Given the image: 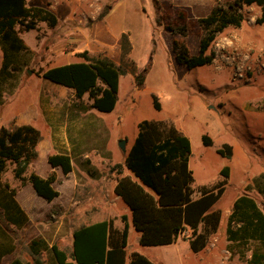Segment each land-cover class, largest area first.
I'll return each instance as SVG.
<instances>
[{
  "label": "rangeland",
  "instance_id": "1",
  "mask_svg": "<svg viewBox=\"0 0 264 264\" xmlns=\"http://www.w3.org/2000/svg\"><path fill=\"white\" fill-rule=\"evenodd\" d=\"M141 1L145 12L139 13V23L134 27L126 19L119 23L130 29L121 47L118 40L104 35L101 22L84 6H76L74 16L60 18L54 28L40 23L38 30L21 34L30 54L22 60L26 63L17 81L7 82L0 128L29 124L40 131V156L30 171L38 175L55 172L53 187L58 197L48 203L36 196L29 183L14 177L15 165L8 163L0 182L15 190V200L31 220L16 227L6 222L0 210V244L13 248L0 264L38 258L28 246L35 237L56 244L69 256L71 234L79 227L111 220L114 228H123L121 217L129 219V213L111 189L119 177L117 165L122 166V175L127 174L124 158L142 120L171 122L189 139L193 198L199 196L201 187L212 188L220 182L224 167H228L229 176L211 209L220 215L219 227L202 251L189 249L188 232L176 239V245L142 247L138 234L130 229L127 254L137 252L154 264H245L248 259L250 252L242 258L239 247L229 249L225 228L232 204L241 195L253 199L264 214V199L253 184V179L264 174V26L255 23L258 9L244 7L241 26L225 29L211 44V63L187 70L175 63L171 44L184 42L195 55L201 34L197 19L167 6H162L157 16L150 0ZM233 1L219 0L224 5ZM62 10L63 15L66 9ZM179 11L186 15L185 22L177 19ZM82 52L89 57L105 56L116 65L114 60L121 61L118 101L109 114L91 109L87 96L76 101L71 91L36 75L39 69L57 63L83 61L77 56ZM1 59L0 51V64ZM139 75H143L141 85L137 83ZM152 95L159 99V111L153 108ZM203 135L211 146L203 145ZM120 140L125 141L124 151L119 148ZM224 144L231 146L229 158L217 153ZM51 153H69L73 172L64 175L59 168L51 169L45 157ZM39 259L50 264L46 253Z\"/></svg>",
  "mask_w": 264,
  "mask_h": 264
},
{
  "label": "trees",
  "instance_id": "2",
  "mask_svg": "<svg viewBox=\"0 0 264 264\" xmlns=\"http://www.w3.org/2000/svg\"><path fill=\"white\" fill-rule=\"evenodd\" d=\"M156 5L160 10L162 6ZM250 6L258 7L259 15L255 23L264 26V0H234L225 5L217 0L208 15L196 20L201 34L195 55L189 53L184 42H172L175 63L187 70L210 64V46L216 36L227 28H239L243 21L241 11ZM176 17L181 22L186 20V15L180 11ZM40 23L54 28L57 18L45 8L28 7L25 0H0V106L7 82L11 79L17 81L26 63L22 60L30 54L21 34L38 30ZM165 28L173 32L169 27ZM77 56L83 61L39 69L36 75L71 91L76 101L87 96L91 101L90 108L98 113L113 112L118 101L120 67L105 56L89 57L86 52ZM142 82L143 75H139L137 83L141 85ZM152 105L156 111L160 110L159 99L155 95H152ZM137 129V135L124 158L127 174L122 175V166H116L119 177L113 193L129 213V219L121 217L123 228H114L111 220L79 227L72 233L69 256L56 244L49 245L43 238L35 237L28 246L31 255L38 258L31 261L16 258L9 264H45L39 259L43 253L49 256L50 264H154L137 252L127 254L130 229L138 234V244L142 247L169 246L181 234L188 232L185 240L193 253L205 248L208 238L220 224L219 213L211 209L223 193L229 176L228 167L221 170L220 182L212 188L201 187L199 196L193 198L189 139L168 121L142 120ZM41 140L40 131L29 124L12 129L1 127L0 176L8 163L14 164V177L22 183H29L36 196L49 203L58 197L53 187L55 172L51 171L43 178L30 171L31 164L38 158ZM201 140L204 146H211L206 135ZM231 150V146L224 144L217 149V153L229 158ZM46 162L51 169L59 168L64 175L72 171L68 154L51 153ZM253 184L264 199V174L253 179ZM15 195V190L0 182V210L7 223L22 227L29 220ZM225 234L229 249L239 247L242 258L250 252L245 264H264V214L253 199L246 195L235 199L227 218ZM12 249L9 245L0 244V263Z\"/></svg>",
  "mask_w": 264,
  "mask_h": 264
},
{
  "label": "crops",
  "instance_id": "3",
  "mask_svg": "<svg viewBox=\"0 0 264 264\" xmlns=\"http://www.w3.org/2000/svg\"><path fill=\"white\" fill-rule=\"evenodd\" d=\"M150 1L153 5L154 14L156 13L157 16L161 13V11L158 10L155 5L158 2L157 4L160 6H167L172 10L178 9L181 11H185L187 12L188 15L194 16L196 19H198V18H203L206 15H208V13L210 12L211 8L214 6L217 0H150ZM25 2L28 7H42V8L49 10L55 15V17L57 18V22L60 18L67 19L69 17L70 18L73 17L74 11L76 10V8L80 7L81 9V7L84 6L87 8V12H90L92 15H94V17L96 16L98 21L101 22V27L103 28L104 35L110 36L118 40L120 47L122 46L123 36L129 35L130 29L128 28V26L122 28L119 23L126 19L129 21V25L134 27L140 21L139 13L145 12L144 8L142 7L143 3L141 0H129V1L127 0H83V1L79 0L78 3L77 1H74V0H25ZM60 8H63L62 11L66 9V12L63 13V15L60 12ZM89 8H92V9H89ZM258 13H259V9H258ZM115 14H117L116 17L112 18V15H115ZM110 18L112 19L110 20ZM38 28H39V25H38ZM126 44H129L128 40H126L125 46ZM114 61L118 65L119 63H121L119 59L114 60ZM57 65L58 63L50 67H56ZM67 154L70 155L69 153ZM39 156L40 155H38V159H39ZM45 157L47 160V156ZM71 172H73V169ZM39 176L45 178L47 175L40 173ZM115 182L112 185V189H111L112 193H113V188L115 186ZM20 207L24 211V213L26 214V216L28 217L30 221L31 219L29 216V212L21 204H20ZM71 238H72V234H71ZM177 242L178 240H176V242H174L172 245H176Z\"/></svg>",
  "mask_w": 264,
  "mask_h": 264
},
{
  "label": "water",
  "instance_id": "4",
  "mask_svg": "<svg viewBox=\"0 0 264 264\" xmlns=\"http://www.w3.org/2000/svg\"><path fill=\"white\" fill-rule=\"evenodd\" d=\"M124 146H125V141L124 140H120L119 141V148L124 151Z\"/></svg>",
  "mask_w": 264,
  "mask_h": 264
}]
</instances>
